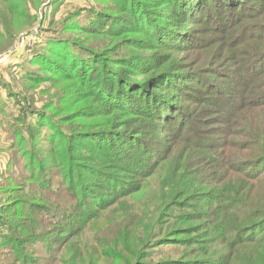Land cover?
<instances>
[{"label":"trees","instance_id":"obj_1","mask_svg":"<svg viewBox=\"0 0 264 264\" xmlns=\"http://www.w3.org/2000/svg\"><path fill=\"white\" fill-rule=\"evenodd\" d=\"M14 1L22 4L24 0H0V12H14L16 6L10 4ZM111 1L119 3L124 16L90 12L80 23L82 14H74L71 29L75 36L68 38L57 32L32 57L48 73L44 79L66 84V89L72 86L69 94L77 99L75 105L88 104L67 116L68 121L77 120L68 128L75 132L70 135L45 119L44 112L30 111L31 129L47 127L51 131L48 141L54 146L59 142L49 153L58 154L52 164L59 169L61 180L51 190L46 171L54 169L35 152L29 154L30 178L40 195L51 199H38L36 193L33 200L17 197L0 207V264L37 263L39 258L27 248L61 236L64 243L81 231V224L94 221L117 199L131 197L135 204L130 212H124L126 228L102 246L104 257L111 251V258L119 255L117 264H126L124 249L134 253L143 246L148 250L172 239L160 237L154 230L161 220L170 219L177 225L181 216L172 214L179 207L190 208L195 218L207 220L198 226L213 231L208 241L231 236L233 247L248 241L264 243V234L252 237L264 226V194L259 201L253 199L250 185L244 183L264 179V129L251 122L255 115L264 113V0H247L259 7L253 12L242 0H213L216 7L222 4L213 17L207 8H200L196 15L187 10V0H175L178 11L174 16L154 11L149 0ZM204 12V24L213 33H227L210 42L219 41V46L209 48L214 51L208 53L207 71L199 65L190 69L181 61L210 44L187 33L178 34L165 22L183 16L200 22ZM2 25L0 41L2 27L6 30L7 24ZM220 47L223 53L229 51L222 62ZM182 53L186 54L183 59ZM230 59L235 64L225 66L223 62ZM202 60L199 55L196 62ZM27 77L24 74L30 80ZM173 89L177 92L170 94ZM167 90V94L161 93ZM237 127L243 130L237 132ZM26 143L38 148L30 140ZM237 175L243 182L234 186L230 181ZM153 183L161 188L157 195L152 194ZM13 192L19 193L18 188ZM154 201L160 203V212L147 216ZM52 202L54 209L50 208ZM60 206L64 210L60 211ZM209 208L212 212L206 216ZM46 213L48 221L57 217L68 223L47 227L42 221ZM138 227L147 236L133 242L125 232ZM192 229L190 226L187 231H198ZM197 239L201 238L189 243ZM75 260L97 264L101 258L94 251L91 259L79 255ZM210 260L200 261L206 264Z\"/></svg>","mask_w":264,"mask_h":264},{"label":"rangeland","instance_id":"obj_2","mask_svg":"<svg viewBox=\"0 0 264 264\" xmlns=\"http://www.w3.org/2000/svg\"><path fill=\"white\" fill-rule=\"evenodd\" d=\"M200 1L204 4H201ZM242 1H244L242 5L246 9L249 8L250 12L259 9L257 4H254V1ZM148 2L153 4L152 8L155 9L154 11H165L167 12L165 14H168V16H174L178 11L177 6H174L175 0H149ZM10 4L16 6L14 12H0L1 26H3L2 23L7 24L5 26L6 30L11 32L9 34L2 27L3 30L1 32L4 33V36L0 41V207L9 204L13 198L17 197L33 200L36 198V193L38 199H51L45 194L41 196L36 189L34 181L30 178L28 157L32 151L35 152V156L40 157V160H46L51 166L50 168L54 169L53 171H46L50 189L55 190L57 182L61 180V175L58 172L59 169L52 164V161L58 157V154L56 152L49 153V151L54 150V147L58 146L59 142L54 146L48 141L51 131L47 127H34V129H31L30 124L33 117H31L30 111L44 112L43 116L45 119H50L57 127L62 126L64 132L70 135L75 134V132L68 128H71L77 120L68 121L70 117L67 116L73 115L80 108L88 104L87 101H83L80 105H75L77 99L74 98V95L69 94V90L73 89L72 86L66 89V84H58V81L47 77L44 79L42 76L49 75L39 65H36V62L32 61L33 55L41 52L45 43L57 36V32L68 38L75 36L74 29H71L73 28L71 25L73 24V18L71 17L74 14H82L81 19H79L80 23L85 22L84 16L90 12H98L105 16H124L120 12L119 3L111 0H41L39 2L38 0H24L22 4L17 1ZM187 5L189 6L187 10H191L195 15L201 11L200 8H207L212 17L217 16L218 11L222 7V4L216 7L213 0H187ZM218 6L220 7L218 8ZM223 11V15H225V10ZM190 19L185 20L183 16L165 22L175 32L177 31L178 34L181 32L187 33L190 37L195 36L207 45L212 40L224 38L227 34L223 33V35H219L213 33L211 28L204 24V20L206 19L205 12L200 22L193 21V16ZM219 23L223 22L220 20ZM210 37L212 38L209 39ZM217 43L219 41L210 44L208 48L204 47L205 49L192 51L190 57L186 59H183L186 54H180V58L182 56L183 59L181 63L191 66L189 67L190 69H195L197 65L203 66L201 69L207 71L209 68L207 66L208 53L214 51L209 48L217 45ZM218 51H220L219 62H222L227 54H229V51L226 50L223 53L221 47ZM199 55L203 57L200 63L196 62ZM223 63L227 67L235 64L231 59ZM64 64L67 65L66 62ZM165 68L166 66L163 69ZM24 74L30 80H26ZM206 76L208 77V75ZM145 79L147 78L140 80ZM217 80L221 79L216 78L215 81ZM69 84L72 85L71 82ZM62 86L64 91H62ZM77 89H80V87H76ZM76 90H74V93ZM173 91L170 94L177 92L174 89ZM167 92L169 90L166 92L161 91L163 94H167ZM183 106L185 107V105ZM101 120L99 119V121ZM251 122L255 126H261L264 129V113L258 116L255 115ZM236 130L237 132H241L243 128L237 127ZM165 134L167 133H162L163 136ZM21 138H24V140L21 141ZM26 140H30V142L36 144L38 148L30 147L27 145ZM198 169L200 168L198 167ZM205 176L206 172L201 175V179H204ZM155 180L156 178L152 182ZM239 182H243V178L240 175L234 176L230 181L234 186H238ZM244 183L250 185L253 199L259 201L258 199L264 194V179L261 182L249 180ZM98 184L101 183L98 182ZM158 185V183H153L152 186H155V188L152 194L157 195L160 193L161 188ZM16 188H18L19 193L13 192ZM64 190L66 191V189ZM132 198L117 199L108 210L99 212L94 221H90L86 225L81 224V231L64 243V236H61L53 239L48 238L45 242L38 243L39 245L32 246L30 249L27 248L28 252L34 251L35 256L39 258V261L34 264H78L75 260L77 256L82 255L84 259L88 260L89 258L91 259L94 251L101 258V261L97 264H117V257L119 255L111 258L114 255L111 251L108 253L109 257H104L102 246L109 243L116 232H119L120 229L124 231L126 228L123 225L125 222L124 217L126 220L124 212H130L129 210L132 205L135 204L131 200ZM137 199L138 197L133 200ZM160 206V203L154 201V206L150 205L148 207L147 216L152 211L160 212ZM50 208H55L53 202L50 204ZM12 209L11 207V211ZM62 210H64V207L60 206V211ZM208 210V214L204 213L206 216H209L212 212L210 208ZM193 213L194 211H191L190 208L182 209L179 207L177 212H173L172 214L173 216H181L180 222L177 225H173V221L170 219L166 221L161 220V224L157 226L154 233L160 234V237L169 236L172 238L169 241L158 243L155 247H151L148 250H146V246L145 248L143 246L135 250L134 253L130 249L126 252L123 248L125 253H127L125 256L126 264L128 260V264H203L204 261H200L203 259H212L210 263L206 264H227V262L231 264H252L260 259H264V243L255 244L253 241H248L233 247L234 241L231 236L224 238L228 239L227 241L222 238H219L222 241L219 239L208 241L207 239H210L213 231L210 229H200L201 227L198 225L204 224L207 220L201 217L195 218L192 215ZM47 216V213L42 215V221L47 227L52 226V224L62 226L68 223L67 221H58L57 217L55 221H48ZM190 226L195 228L192 230L198 231H187ZM127 230L133 231L129 233L125 232L133 242L137 237L144 238L147 236L146 232L145 234L142 232V227L134 230L127 228ZM34 233L37 234L39 232ZM172 233L175 235H172ZM259 233L264 234V226L259 231H256L252 237L258 236ZM195 238L201 239H197L196 243H189L190 241H194ZM57 240L61 242L54 243ZM1 258L0 256V262L2 263Z\"/></svg>","mask_w":264,"mask_h":264}]
</instances>
